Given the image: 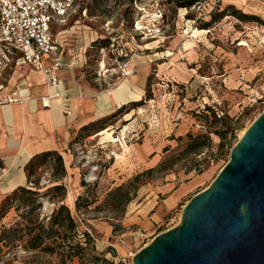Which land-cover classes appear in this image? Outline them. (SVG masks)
I'll use <instances>...</instances> for the list:
<instances>
[{"label":"rangeland","instance_id":"rangeland-1","mask_svg":"<svg viewBox=\"0 0 264 264\" xmlns=\"http://www.w3.org/2000/svg\"><path fill=\"white\" fill-rule=\"evenodd\" d=\"M235 9L250 17L240 18ZM219 12L227 15L213 20ZM71 13L65 31L58 33L66 49L63 79L71 96L108 104L105 94L120 90L118 104L131 101L123 109H106L107 114L75 132L63 155L65 202L83 218L80 238L88 231L97 254L113 261L100 264H133L140 248L179 223L185 204L152 233H130L123 226L125 213L113 210L108 193L162 162L168 168L143 178L139 189L172 177L177 185L199 180L197 193L213 181L243 131L264 111V0H199L191 7H176L174 0H75ZM225 124L234 130L223 149L212 133L211 146L186 154L189 133L204 141L201 134L209 126L213 130ZM155 156L159 163L149 165ZM54 166V158L39 161L31 179L52 185ZM1 169L0 203L13 191L5 190ZM72 192L75 197L69 198ZM80 195L91 203L78 214ZM43 201V211H51L49 197ZM14 218L11 211L1 222L8 225ZM104 225L112 235L104 233ZM115 239L126 247L121 256L111 245ZM14 251V263L82 264L78 257L63 261L56 254Z\"/></svg>","mask_w":264,"mask_h":264},{"label":"crops","instance_id":"crops-1","mask_svg":"<svg viewBox=\"0 0 264 264\" xmlns=\"http://www.w3.org/2000/svg\"><path fill=\"white\" fill-rule=\"evenodd\" d=\"M70 15L66 24L53 26L54 38L61 46L64 60L63 68L58 70L62 83L60 96L52 97L48 104L45 103L44 97L51 90L47 76L29 64L19 63L15 54H11V60L0 71V160L3 163L2 180L6 191L28 184L26 165L36 155L48 151L66 155V150L75 141V132L107 114L108 112H104L106 109H111L114 105L121 107L131 101L128 98L118 104L122 97L120 90L115 95L112 92L105 94L108 104L104 100L95 103L91 99H82L79 95L71 96V90L65 86L63 79V72L68 66L66 49L63 38L58 35L65 31L62 28L70 21ZM159 161L160 157L155 156L149 165L154 166ZM171 179L172 177L166 181L149 183L138 189L125 211L123 221V226L127 230L131 229L130 233H152L166 217L180 205L187 203L189 196L195 194L193 191L199 185V180L177 185ZM74 194L72 192L69 198H74ZM102 227L104 233L112 235L110 226ZM111 245L120 256V251L126 248L116 239ZM14 262L9 264H26Z\"/></svg>","mask_w":264,"mask_h":264},{"label":"water","instance_id":"water-1","mask_svg":"<svg viewBox=\"0 0 264 264\" xmlns=\"http://www.w3.org/2000/svg\"><path fill=\"white\" fill-rule=\"evenodd\" d=\"M133 264H264V111L179 223L140 248Z\"/></svg>","mask_w":264,"mask_h":264},{"label":"trees","instance_id":"trees-1","mask_svg":"<svg viewBox=\"0 0 264 264\" xmlns=\"http://www.w3.org/2000/svg\"><path fill=\"white\" fill-rule=\"evenodd\" d=\"M176 7H191L199 0H174ZM233 14L240 18H248V14L240 10H234ZM225 12L213 13V20H218ZM210 22H206V26ZM125 107L122 106L120 109ZM211 116L218 118V113L207 108ZM86 127V126H85ZM84 127V128H85ZM87 128V127H86ZM231 124H225L222 128L207 130L204 141H198V136L193 133L188 134L190 139L186 145V154L201 152L204 146H211L213 140L211 134L220 138L219 149H223L227 144V136L230 131L233 132ZM233 146V145H232ZM48 158L55 159L54 175L51 179L52 185H41L40 182H34L31 179V173L39 161H45ZM0 167L3 163L0 160ZM168 168L165 162L157 167L149 168L146 171L135 175L127 184L120 185L111 190L108 195L111 196V205L113 210L118 213H125L127 204L136 196L139 187L145 183L143 178L150 179L156 172ZM28 174V184L19 186L11 193L6 195L0 203V261L2 264H9L17 259L18 252L15 248H23L24 251L36 252L42 254H56L63 261H73L78 257L82 264H88L94 261L95 264L101 262L113 263L112 260L102 257L96 252V247L91 245L92 238L88 231L83 233L84 238L79 236L80 218L71 207L65 202L68 189L63 179L66 176V166L62 154L57 151H48L36 155L26 165ZM84 184V182H83ZM46 189L42 191L43 188ZM44 197H49L50 203L54 204L51 211H43ZM90 201L83 196H78L76 200V212L83 213L82 208L88 207ZM11 211H14L15 218L10 224L2 223V219ZM17 251V250H16ZM12 255V257H11ZM11 257V258H9ZM7 259L6 262H4Z\"/></svg>","mask_w":264,"mask_h":264},{"label":"built area","instance_id":"built-area-1","mask_svg":"<svg viewBox=\"0 0 264 264\" xmlns=\"http://www.w3.org/2000/svg\"><path fill=\"white\" fill-rule=\"evenodd\" d=\"M74 3L75 0H0V71L11 60V54L17 55L19 63L43 71L51 89L44 97L47 104L61 94L58 70L64 66L53 26L67 23Z\"/></svg>","mask_w":264,"mask_h":264},{"label":"bare ground","instance_id":"bare-ground-1","mask_svg":"<svg viewBox=\"0 0 264 264\" xmlns=\"http://www.w3.org/2000/svg\"><path fill=\"white\" fill-rule=\"evenodd\" d=\"M243 133H244V131H243Z\"/></svg>","mask_w":264,"mask_h":264}]
</instances>
